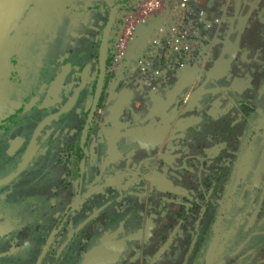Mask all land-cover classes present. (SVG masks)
<instances>
[{
	"label": "rangeland",
	"instance_id": "374dc122",
	"mask_svg": "<svg viewBox=\"0 0 264 264\" xmlns=\"http://www.w3.org/2000/svg\"><path fill=\"white\" fill-rule=\"evenodd\" d=\"M42 1L48 11L41 16L34 8L13 19L0 49V255L27 248L22 257L32 253V264H85L107 245L110 252L120 250L102 264H202L213 241L211 212L229 200L230 221L216 229L221 236L214 264H264V255L256 256L264 245V0H199L220 23L227 18L219 39L226 45L200 80L192 70L181 91L177 80L137 86L136 92L127 70L115 87L118 77L109 70L81 165L75 157L80 135L71 133L81 130L74 114L82 106L80 117L87 111L97 86V42L87 68L84 53L65 52L67 24H61L62 11L50 10L68 6L77 15L107 5L125 12L130 4ZM98 22L94 13L90 30L76 32V45L88 48V37L99 39L106 22L93 24ZM240 101L255 103L256 112L249 117ZM177 106L171 123L168 115ZM184 115L194 125L173 139L174 123ZM139 116L140 125L105 128V122ZM164 119V134L148 131ZM249 131L256 133L250 140ZM108 133L118 136L109 139ZM249 220L256 222L253 228ZM35 223L41 244L30 236ZM238 231L251 244L242 258L224 260L241 248Z\"/></svg>",
	"mask_w": 264,
	"mask_h": 264
},
{
	"label": "built area",
	"instance_id": "2783aa9c",
	"mask_svg": "<svg viewBox=\"0 0 264 264\" xmlns=\"http://www.w3.org/2000/svg\"><path fill=\"white\" fill-rule=\"evenodd\" d=\"M219 18L211 17L199 0H138L120 25L110 71L118 77L127 69L138 87L164 84L189 68L200 80L215 58L212 31L221 26ZM141 34L145 35L144 46L131 60Z\"/></svg>",
	"mask_w": 264,
	"mask_h": 264
},
{
	"label": "flooded vegetation",
	"instance_id": "af4514ba",
	"mask_svg": "<svg viewBox=\"0 0 264 264\" xmlns=\"http://www.w3.org/2000/svg\"><path fill=\"white\" fill-rule=\"evenodd\" d=\"M82 1H84L85 2V0H82ZM96 1H98L99 3H103V2H105L106 0H96ZM136 1H138V0H133L131 3H130V5H129V8L127 9V11H116V9H115V7H109L110 8V14H111V12L114 10L115 11V19L112 21V26H111V29H110V31H109V35H108V45H107V65H106V69H105V75H106V73L110 70V62H111V56H112V52H113V49H114V45H115V42H116V40H117V37H118V34H119V28H120V25H121V23H122V20H123V18L127 15V13H128V11L131 9V7H132V5H133V3L134 2H136ZM3 2H5V3H3ZM42 0H0V3H3V17H0V35H2L1 36V38H0V49H2V47L4 48L5 46H6V44H7V42H8V39H9V37L11 36V33H10V25H11V23H12V21H13V19H15L17 16L19 17V16H22L23 17V15L25 14V13H27V11H29L30 9H34L35 8V10H36V13L39 15V14H41L42 12H40V11H43V6H42ZM94 3V2H93ZM202 5L205 7V3H202ZM52 7V6H51ZM85 8V7H84ZM92 8H95V7H92ZM92 8H90V9H82V11L81 12H79V14H77V15H73V14H70V12H69V9H71L70 7H68V6H64V7H60L59 9H57L56 11L54 10V8L52 9V10H50L51 12H53L54 13V15H57L60 11H62V15L61 16H63V21L61 22V24L62 23H66L67 24V33H66V35H65V39L64 40H62L61 41V43H62V45H63V47H65V52H67V50L69 51V53H70V56L72 55H74V54H76L77 55V53H79L80 52V54H85L84 56H85V58H84V61H83V65L85 66V67H87V68H89V62H90V58H91V53H90V46L91 45H93V43L92 42H97V44H96V53H97V51H99L100 50V57H101V46H102V42H103V39H104V34H105V31H106V26H107V24H108V22H109V18H110V15H108L107 17H105V11H106V13H108L107 12V9L106 8H108V6L106 5V6H104L102 9L101 8H97V9H92ZM220 8H218L217 10H219ZM46 11H48V10H44L43 12L45 13ZM71 11H73V12H77V11H75V10H73V9H71ZM72 12V13H73ZM94 13H97L98 14V19H99V22L97 23V24H95V23H93L94 25H96V26H99V25H101L102 24V22H106V18L108 19L107 20V22H106V24H105V26H104V28H103V31H101V35H100V37H99V39L98 38H91L92 39V41H91V39H90V37H88V39H86V42H87V45H88V48L87 47H85L84 45H80V43H78L77 45H76V43H75V41H74V36L76 35V32L79 34V35H81V33H83V28L82 27H85L87 30H90V26H91V24L92 23H90V19H91V17H92V15L94 14ZM123 13V14H122ZM2 14V12L0 13V15ZM68 14H70V15H68ZM122 14V15H121ZM41 16H43L42 14H41ZM100 16V17H99ZM105 17V18H104ZM72 18H74V20L72 19ZM78 19H82V23L81 24H79V23H76L77 22V20ZM102 20H104V21H102ZM226 20H227V18L224 16L223 18H222V24H221V26L220 27H215L214 28V30L212 31V34L214 35V37H215V39H216V48H215V52H217V53H219L220 52V50L219 49H221L222 47H223V45H224V41L225 40H223V41H220L219 39L222 37V38H224L223 37V35L225 34L224 33V31H225V26H226ZM8 23V24H7ZM85 24H87V25H85ZM80 26V27H76V26ZM60 29H61V27H60ZM96 31H99V30H96ZM140 38V36L137 38V39H139ZM225 39H226V36H225ZM142 46H144V45H142ZM142 46H140L138 49H136L135 50V52H138V51H140V49L142 48ZM100 47V48H99ZM99 48V49H98ZM64 52V53H65ZM134 52V51H133ZM216 54V53H215ZM136 55V54H135ZM95 58H96V60L94 61V65L96 66V67H98L100 64H99V62H98V58H97V55L95 54ZM100 61V60H99ZM38 67H40V66H38ZM190 69V68H189ZM188 69V70H189ZM127 69H125V70H123V71H126ZM185 71L183 74L184 75H186L185 77H184V75L183 76H181L180 78H183L184 77V81L182 82V83H180V84H176V85H178L179 86V89L178 90H180L181 91V87H180V85L181 84H186L187 83V80H190L191 78H188L190 75L192 76V69H190L189 71ZM123 71L120 73V75L118 76V81L116 82V86L115 87H118L121 83H122V81L124 80V74H123ZM97 72V71H96ZM89 73V72H88ZM96 75V80L98 81V75H97V73L95 74ZM180 78H174V77H171V79L168 81V82H166V83H171L172 81H174V83H176V81L177 80H179ZM194 78V77H193ZM104 84H105V78H104ZM104 84H103V86H104ZM87 87H89L90 88V84L87 82V85H86ZM97 86H98V82H97ZM134 86V85H133ZM159 86V85H158ZM166 87H168L169 89L172 87H169V85H161V89H164V88H166ZM134 89H135V91L137 92V86H135V87H133ZM91 91V90H90ZM97 91V90H96ZM102 94H103V88H102V92H101V96H102ZM84 102H85V100H83ZM88 103H89V100L88 101H86L85 102V105H84V107H87L88 106ZM90 105V104H89ZM83 107V106H82ZM82 107H81V109H82ZM81 109L79 110V111H76L75 112V114H74V118H75V121H76V123L78 124V127H80V121H82V118L84 117V114H86V113H84L83 115H82V117H80L81 116V114H80V111H81ZM118 110V112H119V109H117ZM176 110V109H175ZM174 111V110H173ZM172 111V112H173ZM95 116H93V118H94ZM93 118H92V120H91V123H92V121H93ZM112 118V117H111ZM115 118V117H114ZM182 117H180V119H181ZM140 116L139 117H136L135 119H133V121L132 120H130V122H128V123H133V124H135V126L136 125H140L141 124V121H140ZM89 120H90V118H89ZM112 122V121H111ZM112 123H114V124H118V126H117V128H116V130H118V131H120V126H119V123L117 122V121H114V122H112ZM112 123H109L110 125L112 124ZM122 123H125V122H122ZM175 124V123H174ZM106 126H107V122H105V128H106ZM131 127H134V126H131ZM152 127V126H151ZM151 127H150V129H151ZM81 128V127H80ZM84 128H86L87 130V136H88V134H89V132H88V130H89V126H87V123L85 124V126H84ZM174 128V127H173ZM150 129L148 130V131H150ZM85 130V129H84ZM84 130H83V132H84ZM162 131V130H161ZM73 133H71L73 136L72 137H74V134H75V132L77 133V135L79 134V135H81V130L80 131H77V130H74L73 129V131H72ZM82 132V133H83ZM150 132H152V131H150ZM143 133V132H142ZM174 137L175 136H173L172 135V138L174 139ZM176 138H178L179 139V137H176ZM109 139H112V138H109ZM114 152V150L113 151H111L110 152V154H112ZM159 186V185H158ZM88 243V242H87ZM116 247V246H115ZM103 249H106L107 250V245H104V246H101V247H99L98 249H96L94 252H92V253H90L89 254V256L88 257H86V259H85V261L84 262H87V260L95 253V252H97V251H100V250H103ZM119 250H120V248L119 247H117L116 248V252L118 253L119 252ZM92 251V250H91ZM107 259H110V256H107L106 257V260H104V262L106 261H108ZM103 262V263H104ZM105 262V263H106Z\"/></svg>",
	"mask_w": 264,
	"mask_h": 264
},
{
	"label": "trees",
	"instance_id": "16d2710c",
	"mask_svg": "<svg viewBox=\"0 0 264 264\" xmlns=\"http://www.w3.org/2000/svg\"><path fill=\"white\" fill-rule=\"evenodd\" d=\"M132 1L133 0H121V4L122 5H126L128 3L130 4ZM106 9H107L108 15H110V11H111L110 8L108 7ZM115 9H116V11H118L119 10V6H116ZM107 20L108 19L106 18V22H107ZM1 36L2 35H0V38H1ZM142 44H143V39L140 40L138 46H135L134 52L132 53L130 59L133 57V55L135 53V50L138 49L140 46H142ZM225 45H226V42L224 41V46ZM96 55H97V58H98V62L100 64V61H99L100 60V50L97 51ZM97 68H98L97 69V75H98V78H99V75H100V65ZM123 74L125 75V73H123ZM183 81H184V77L181 78L178 81V84L182 83ZM96 90H97V86H95V88L93 89V97L91 99L92 101L90 102V105L87 108V111L85 112L86 114H84V117L82 118V121H80V123H79L80 124V127H81V135H80V139H79V141L77 143V150H76V156H75L76 159L78 160V165H81V161L83 159L84 151H85L86 144H87V140H88L87 131H86L87 129L84 128V126L87 123V126H89V128H90L91 120H92L93 116L96 115L97 110H98V107H99L98 106V103L102 99V96L100 95V97L98 99V103H97V105L95 107V110H94V107L93 106H94V102H95V98H96ZM261 95H264V92ZM261 97H263V96H261ZM259 98L257 99V101L259 100ZM179 105H181V104H179ZM239 105H240L241 108L244 109V111L246 112V114L249 117L252 116L256 112V109H257L256 104L253 103L252 101H240L239 102ZM179 108H180V106H177L176 107V110H174L173 112H171L168 115L169 118H170V120H171V123L173 122L174 117L176 115V112L179 110ZM93 110H94V112H93ZM116 113H118V110H116ZM184 116L185 117H182L181 119L179 118V119H177L175 121L174 128H173V131H172V135L175 136V137L177 136V137L181 138L186 133V131L190 130V128L194 125L193 117L188 116V115H184ZM89 118H90V120H89ZM169 118H167V119L169 120ZM167 119H164V120H161L159 122H156L151 127L150 131L157 130V131H159L160 134H164L165 131H160V130L162 129L161 126L165 123V121ZM245 121H247V120H245ZM260 122L262 123L261 126H264V120L262 119V121H260ZM260 122H259V124H260ZM118 123H119L120 129H125L127 127L135 126V124H133V123H122V122H118ZM117 126H118V124L112 123L110 125L107 122V126L106 127L109 130H113V129H116ZM83 130H84V132H83ZM89 130H88V132H90ZM248 133H249L248 134L249 135L248 136V140H250V138L251 139L253 138L251 136H256V133H254V132L249 131ZM108 135L111 138L118 136V135L113 134V133H110V134L108 133ZM2 171H5L4 165H2ZM1 176H3V175H1ZM1 176H0V180L2 178ZM239 189H240V187L237 189L236 192H238ZM168 190H169V188H168ZM54 196H56V195L54 194ZM260 211H262V208H260ZM231 212H232V210H231V204H230L229 200H228L227 204H225L222 208H218V212L217 211H216V213L215 212H211V214L215 215L212 218L213 219V222H214L213 223V228L215 229V231L212 228L211 234L209 232V234L211 235L210 236V239H213V241H212V244L210 245V247L208 248L207 254H206V256H205L202 264H214L215 259H216L215 254L217 253V247H218L219 240H220V236H221V234L219 233V231H217L216 229H218L219 222L230 221L229 218L227 217V215L230 214ZM246 213H248V211ZM250 222H251V220H249L248 222H246V224L247 225L250 224L252 226V228H253L255 221H252L251 223ZM39 227H41V225L39 223H35V225H33L31 227L32 229H30V232H31V235L30 236L34 239V242L37 243V244H41V239L39 237V234H37V233H40L39 232L40 231L39 230ZM56 227H58V225ZM242 229H244V228H241L240 231H242ZM240 231L237 232L236 236L238 235L239 238H240V240L242 241V244L240 245L241 248H237L234 251L229 252L226 255V257L224 258V260L226 258H230L231 259L232 257L233 258H236V259L237 258H242L243 255H244L243 253H244L245 249H247L250 246V244H251L250 242L252 240L251 237L250 236H246L245 233L242 235L240 233ZM27 232L30 233L29 230H27ZM2 233H4V232H3L2 229H0V238L4 235V234L2 235ZM257 235H260V234H257ZM36 236L39 237L37 240L35 239ZM236 236H233V237L235 238ZM116 248L117 247L111 248V249H114L111 252H110V249H107V250L106 249H103V250H100V251L95 252L87 260V262H85V264H102L104 262V260L106 259L107 256H110V257L112 256V253L116 250ZM26 250H27V248H26ZM26 250L23 249V250H20V251H6L3 255H0V261L2 262L1 264H32L33 262L36 261V259H34L35 256L32 253L30 254V256H27V257H24V258L22 257V255H23L22 252H25ZM259 255L260 256H263L264 255V245H262L261 247H260V245H258L257 250H256V256H259ZM200 261L201 260L198 259V262L197 263H199ZM256 263H258V261H256L254 264H256Z\"/></svg>",
	"mask_w": 264,
	"mask_h": 264
},
{
	"label": "water",
	"instance_id": "95a60500",
	"mask_svg": "<svg viewBox=\"0 0 264 264\" xmlns=\"http://www.w3.org/2000/svg\"><path fill=\"white\" fill-rule=\"evenodd\" d=\"M115 19V11L113 10L110 14V18H109V22L107 24V28H106V31H105V34H104V39H103V42H102V46H101V57H100V75H99V79H98V86H97V91H96V98H95V102H94V110H95V107L98 103V99L101 95V92H102V88H103V84H104V78H105V69H106V65H107V45H108V35H109V31L111 29V26H112V21ZM143 39V42H144V39H145V35L144 34H141L140 35V38L136 40L134 46H138L140 40ZM134 48L132 49L131 53L133 52ZM93 110V112H94Z\"/></svg>",
	"mask_w": 264,
	"mask_h": 264
},
{
	"label": "crops",
	"instance_id": "0c3cea01",
	"mask_svg": "<svg viewBox=\"0 0 264 264\" xmlns=\"http://www.w3.org/2000/svg\"><path fill=\"white\" fill-rule=\"evenodd\" d=\"M186 75H187V74H186ZM186 75H184V77H185ZM180 79H181V78H180ZM180 79H179V80H180ZM179 80H178V81H179ZM178 81H177V83H178ZM177 83H176V84H177Z\"/></svg>",
	"mask_w": 264,
	"mask_h": 264
},
{
	"label": "clouds",
	"instance_id": "9594fccd",
	"mask_svg": "<svg viewBox=\"0 0 264 264\" xmlns=\"http://www.w3.org/2000/svg\"><path fill=\"white\" fill-rule=\"evenodd\" d=\"M154 2H155V0H154Z\"/></svg>",
	"mask_w": 264,
	"mask_h": 264
}]
</instances>
